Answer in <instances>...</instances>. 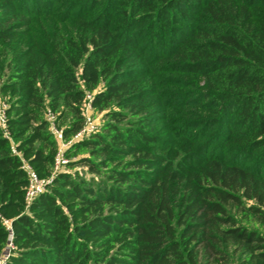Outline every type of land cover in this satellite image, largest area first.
Wrapping results in <instances>:
<instances>
[{
    "label": "trees",
    "instance_id": "trees-1",
    "mask_svg": "<svg viewBox=\"0 0 264 264\" xmlns=\"http://www.w3.org/2000/svg\"><path fill=\"white\" fill-rule=\"evenodd\" d=\"M4 68L7 264H264L237 218L264 228V0H0ZM87 92L104 122L67 155L89 176L53 175L44 114L71 139ZM24 161L53 177L30 203Z\"/></svg>",
    "mask_w": 264,
    "mask_h": 264
},
{
    "label": "built area",
    "instance_id": "built-area-1",
    "mask_svg": "<svg viewBox=\"0 0 264 264\" xmlns=\"http://www.w3.org/2000/svg\"><path fill=\"white\" fill-rule=\"evenodd\" d=\"M94 93L93 92H87L86 94V100L83 104V114L85 116V124L84 127L73 136V138L78 140H83L87 137H89L94 132L98 131L97 126L93 120V118L90 116V111L93 108L92 106V98ZM9 105L3 101L0 100V128L4 131L5 136L9 137V133L7 130L8 126V117H7V109ZM55 115H52V120H49L50 130L52 134L54 135L55 139L58 143L63 145V147H59L55 157H54V166H55V172L53 175L57 174L60 168H63L64 166H67L69 164V159L65 157L64 154V147L71 144L73 141H70L66 143V139L63 135V129H59L55 125ZM72 138V139H73ZM23 167L27 171L28 175V183L26 186V193H25V199L28 203H30L36 196H38L40 193L44 192L46 189V185L51 182L52 178H49L50 180L41 179V177L38 175V173L32 168V166L27 162L24 161ZM7 225L8 229L10 230V237L8 239V251L4 250L2 254L0 255V264H7L8 258L12 252V249L14 248V244L12 242V229L11 224L8 220L4 221Z\"/></svg>",
    "mask_w": 264,
    "mask_h": 264
},
{
    "label": "rangeland",
    "instance_id": "rangeland-1",
    "mask_svg": "<svg viewBox=\"0 0 264 264\" xmlns=\"http://www.w3.org/2000/svg\"><path fill=\"white\" fill-rule=\"evenodd\" d=\"M15 46H16V43H6L5 44V47L3 49H5L6 51H8L10 53L11 50H13V48ZM2 59H4V58H2ZM2 65H3V63H2ZM3 72L4 73L7 72L6 68H4V71H1L0 70V100H3L8 105H10L9 96L6 95L2 91V86L4 84V81L6 80V76H5V74ZM89 114L93 118L96 126L98 127L97 130H100L101 129V126H102V124L104 122L103 113L100 112V111H97L95 109H92ZM52 115H55V118H56L55 119V125H56V127L59 128V129L63 128L64 127V123L62 122V120L60 118H58L59 111L58 112H54L50 108H48L47 111L44 114L45 119L47 121L52 120ZM49 129H50V125H49ZM72 138L69 139V140L66 139V143H68L70 141H73V142L71 144L69 143L68 145H66L64 147V149H65L64 150V154H65V157L67 159H69V162L72 159H75L77 157H80V156H83V155H87L88 154V150L85 149V148H83L81 150L75 151L71 155H67V151H68L69 147H71V145H73L75 142L80 141L78 139H75V138L72 139ZM11 143H12L13 146H15L13 139L11 140ZM59 147H63V145H61L60 143L57 142V151H58ZM75 169H77V171H79L80 173H82V175L89 176L88 171H87V168L85 166H78L77 168H71L70 166L67 165V166H64L63 168H60L58 171L59 172L66 171V172L74 173L75 172ZM55 171L56 170H55V166H54V162H53V165H52V173H54ZM41 179L50 180L48 177H45V178L44 177H41ZM237 218L239 219V221L241 222V224L245 225L246 227H248V228H250L252 230H257L258 232L264 234V228L261 226L260 222L253 215H246V214H243V213L240 212V213L237 214ZM8 248L9 247H8V242H7L6 245H5L4 250L5 251L6 250L8 251ZM230 251H231L230 252L231 253V262H230V264H247L246 263V258L247 257L244 254H242L240 252H234L233 251V248H231Z\"/></svg>",
    "mask_w": 264,
    "mask_h": 264
}]
</instances>
